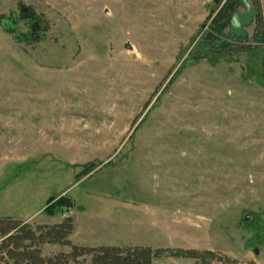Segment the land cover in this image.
Listing matches in <instances>:
<instances>
[{
  "label": "rangeland",
  "instance_id": "374dc122",
  "mask_svg": "<svg viewBox=\"0 0 264 264\" xmlns=\"http://www.w3.org/2000/svg\"><path fill=\"white\" fill-rule=\"evenodd\" d=\"M228 1L0 0V219L264 264V0L246 40L213 27Z\"/></svg>",
  "mask_w": 264,
  "mask_h": 264
},
{
  "label": "trees",
  "instance_id": "16d2710c",
  "mask_svg": "<svg viewBox=\"0 0 264 264\" xmlns=\"http://www.w3.org/2000/svg\"><path fill=\"white\" fill-rule=\"evenodd\" d=\"M235 12L236 4L227 2L214 19L213 27L215 29L228 27ZM259 22L263 24L262 17ZM258 40L264 42L262 37H259ZM206 41L214 47V50H220L219 52H223L229 47L225 43H216L217 39L213 33H209ZM92 171V166L87 167L81 177ZM53 201L54 199L50 201V206L46 209L50 215H56L64 208L72 209L74 207L72 201L65 200L63 197L52 203ZM74 223L73 217L65 218L60 224L36 226L28 222L0 219V264H81V260L87 262V258H90L89 264H154L155 260L162 258L168 252L175 258L195 260L196 264H237L235 260L212 251L154 250L146 246L91 248L73 245L70 238L74 231ZM44 245L67 246L71 248V252L44 257L42 253Z\"/></svg>",
  "mask_w": 264,
  "mask_h": 264
},
{
  "label": "water",
  "instance_id": "95a60500",
  "mask_svg": "<svg viewBox=\"0 0 264 264\" xmlns=\"http://www.w3.org/2000/svg\"><path fill=\"white\" fill-rule=\"evenodd\" d=\"M240 4L244 7L245 12H236L232 15L229 22L230 35L237 39L246 40L249 37L247 29L253 25L256 12L249 0H240ZM262 67L264 70V57ZM255 218L256 215L253 213L245 214L242 223L243 226L250 225ZM256 253H258V251H256Z\"/></svg>",
  "mask_w": 264,
  "mask_h": 264
},
{
  "label": "flooded vegetation",
  "instance_id": "af4514ba",
  "mask_svg": "<svg viewBox=\"0 0 264 264\" xmlns=\"http://www.w3.org/2000/svg\"><path fill=\"white\" fill-rule=\"evenodd\" d=\"M228 2H231L232 4H236V6L237 5H241L240 4V2H239V0H230V1H228ZM255 9V8H254ZM245 12V11H244ZM255 12H256V15H255V18H256V16H257V11L255 10ZM236 13V12H235Z\"/></svg>",
  "mask_w": 264,
  "mask_h": 264
}]
</instances>
